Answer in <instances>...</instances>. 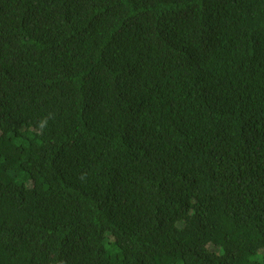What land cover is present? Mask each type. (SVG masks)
Returning <instances> with one entry per match:
<instances>
[{"label":"trees","instance_id":"obj_1","mask_svg":"<svg viewBox=\"0 0 264 264\" xmlns=\"http://www.w3.org/2000/svg\"><path fill=\"white\" fill-rule=\"evenodd\" d=\"M260 250L264 0H0V264Z\"/></svg>","mask_w":264,"mask_h":264},{"label":"rangeland","instance_id":"obj_2","mask_svg":"<svg viewBox=\"0 0 264 264\" xmlns=\"http://www.w3.org/2000/svg\"><path fill=\"white\" fill-rule=\"evenodd\" d=\"M260 251H262V250H260ZM260 251L258 252V254H257L256 257H255L257 260H260ZM263 251H264V250H263Z\"/></svg>","mask_w":264,"mask_h":264},{"label":"clouds","instance_id":"obj_3","mask_svg":"<svg viewBox=\"0 0 264 264\" xmlns=\"http://www.w3.org/2000/svg\"><path fill=\"white\" fill-rule=\"evenodd\" d=\"M264 254V251L262 250V251H260V255H263Z\"/></svg>","mask_w":264,"mask_h":264},{"label":"bare ground","instance_id":"obj_4","mask_svg":"<svg viewBox=\"0 0 264 264\" xmlns=\"http://www.w3.org/2000/svg\"><path fill=\"white\" fill-rule=\"evenodd\" d=\"M251 153V152H250ZM259 164V163H258Z\"/></svg>","mask_w":264,"mask_h":264}]
</instances>
